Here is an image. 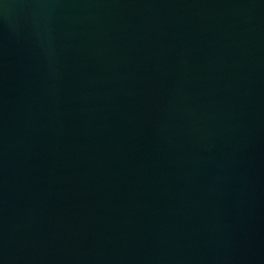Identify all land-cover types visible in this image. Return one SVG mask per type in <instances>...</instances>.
I'll return each instance as SVG.
<instances>
[{"label": "water", "instance_id": "water-1", "mask_svg": "<svg viewBox=\"0 0 264 264\" xmlns=\"http://www.w3.org/2000/svg\"><path fill=\"white\" fill-rule=\"evenodd\" d=\"M0 264H264V0H0Z\"/></svg>", "mask_w": 264, "mask_h": 264}]
</instances>
